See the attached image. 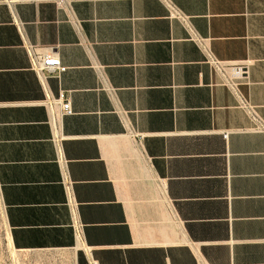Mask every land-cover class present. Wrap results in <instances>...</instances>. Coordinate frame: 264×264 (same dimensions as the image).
Segmentation results:
<instances>
[{
    "label": "crops",
    "instance_id": "1",
    "mask_svg": "<svg viewBox=\"0 0 264 264\" xmlns=\"http://www.w3.org/2000/svg\"><path fill=\"white\" fill-rule=\"evenodd\" d=\"M173 3L217 58L253 60L242 91L264 120V0ZM169 11L0 4V199L12 246L39 264H264V132ZM29 46L66 71L42 82ZM61 90L63 166L42 102Z\"/></svg>",
    "mask_w": 264,
    "mask_h": 264
},
{
    "label": "built area",
    "instance_id": "2",
    "mask_svg": "<svg viewBox=\"0 0 264 264\" xmlns=\"http://www.w3.org/2000/svg\"><path fill=\"white\" fill-rule=\"evenodd\" d=\"M21 1H44V0H0V4L13 6ZM60 6L69 5L73 0H49ZM169 6V17L179 20L188 30L190 38L198 45L204 54L205 62L219 74L222 84L226 86L236 97L238 106L244 109L253 121V126L249 129L254 132H264V120L258 114L256 107L250 103L248 98L242 91V85L250 84V68L253 60H222L217 58L209 47L208 40L199 35L192 25L191 18L175 6L173 0H164ZM33 71L38 78L44 82L47 78L46 74L59 75L66 71L67 67L62 64L60 58L53 52L45 54H36L33 46L28 47ZM47 110V123L51 132V142L56 151V160L60 166L66 162L63 155V142L67 136L63 131V118L72 114L70 100L65 91L61 90L56 97L46 91L44 100L42 101ZM230 132H224L223 137L227 139ZM62 182L67 188L68 180L64 172H62ZM67 203L70 206L73 216V228L76 234L80 235L82 226L77 222L75 217V203L73 196L67 192Z\"/></svg>",
    "mask_w": 264,
    "mask_h": 264
},
{
    "label": "rangeland",
    "instance_id": "3",
    "mask_svg": "<svg viewBox=\"0 0 264 264\" xmlns=\"http://www.w3.org/2000/svg\"><path fill=\"white\" fill-rule=\"evenodd\" d=\"M0 264H39L30 253L16 250L10 241L9 227L5 220L0 199Z\"/></svg>",
    "mask_w": 264,
    "mask_h": 264
}]
</instances>
